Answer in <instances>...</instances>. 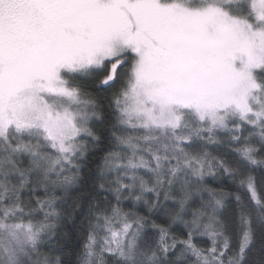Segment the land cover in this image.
I'll return each mask as SVG.
<instances>
[{"label": "snow or ice", "instance_id": "1", "mask_svg": "<svg viewBox=\"0 0 264 264\" xmlns=\"http://www.w3.org/2000/svg\"><path fill=\"white\" fill-rule=\"evenodd\" d=\"M0 264H264V0H0Z\"/></svg>", "mask_w": 264, "mask_h": 264}, {"label": "trees", "instance_id": "2", "mask_svg": "<svg viewBox=\"0 0 264 264\" xmlns=\"http://www.w3.org/2000/svg\"><path fill=\"white\" fill-rule=\"evenodd\" d=\"M70 223V222H69Z\"/></svg>", "mask_w": 264, "mask_h": 264}]
</instances>
